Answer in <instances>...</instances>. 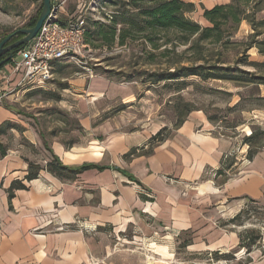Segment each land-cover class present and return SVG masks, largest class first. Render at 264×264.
Listing matches in <instances>:
<instances>
[{
    "label": "crops",
    "instance_id": "0c3cea01",
    "mask_svg": "<svg viewBox=\"0 0 264 264\" xmlns=\"http://www.w3.org/2000/svg\"><path fill=\"white\" fill-rule=\"evenodd\" d=\"M81 2L68 0L60 20L66 22L71 4ZM15 57L20 61L19 53ZM22 71H14L12 61L0 68V88L16 90ZM71 88L69 107L80 112L83 137L69 147L48 141L52 152L69 167L106 168L84 170L73 180L57 176L47 168L52 153L27 126L18 147L0 145V264H203V252L234 245L237 235L219 223L251 200L264 206V148L248 159V144L220 133L206 113L194 111L180 126L168 127V138L150 154L127 159L164 126L133 128L114 116L94 127L96 103L126 105L136 92L105 77L88 83L80 77ZM84 94L92 100L81 99ZM14 112L0 107V125L14 122ZM228 159H235L231 168ZM29 162L42 167L32 180L26 179ZM14 182L26 187L15 189L10 200ZM184 239L191 241L187 249L194 261L180 258Z\"/></svg>",
    "mask_w": 264,
    "mask_h": 264
},
{
    "label": "rangeland",
    "instance_id": "374dc122",
    "mask_svg": "<svg viewBox=\"0 0 264 264\" xmlns=\"http://www.w3.org/2000/svg\"><path fill=\"white\" fill-rule=\"evenodd\" d=\"M185 1L194 4L193 10L189 11L187 16L206 26L209 23L203 17L204 10L217 4L228 3L230 0ZM42 2L43 0H0V35L3 32H12L23 28L36 14ZM115 8L113 5H106L104 0H82L79 7L72 3L70 10L72 14L83 10V14L87 18L92 17L105 21L107 20L105 13H111ZM260 8L261 10L255 15V23L252 24L244 20L234 37L238 43L232 44L225 51V56L231 58L232 65L242 48L249 44H253L254 47L248 49L243 56L241 54L239 56L247 58L249 62L264 60V56L259 53L256 45L257 42H264V25L258 24L259 21L264 20V0ZM162 35L163 39L159 41L161 46L158 49L142 40L129 42L124 46L116 44L111 48H96L89 45L86 57L83 58L84 61L74 63L66 60L57 65L54 78L46 88L26 90V87L22 89L16 87V90H13L14 87L11 85L9 87L2 85L0 94H6V96L0 103V107H12L16 117L14 122L3 126L5 133L0 132V139L4 143L0 142V145H5V148L18 147L19 141L25 142L26 139L22 134L26 130L25 126L31 127L39 134L43 133L49 142L54 139L65 142L81 141L83 132L80 125V112L77 107H69L74 98L71 92L75 93L71 88V82L80 77L86 79L87 83L96 77L108 78L104 73L106 71L113 75L110 78L112 82L132 87L136 92L135 99L126 105L120 102L110 103L104 99L96 103L97 115L91 119L94 127L102 126L108 117L114 116L117 117V121L119 120L122 124L130 123L133 128L141 125L150 128L154 124L174 127L182 114L192 108L194 109L192 112L202 111L215 114L217 119L213 123L220 127L219 132L237 136L241 141L245 136H249L254 128H264V100L249 99V94L253 89L245 90L234 81L202 80L200 77H192L188 79L190 82L188 87L181 91L173 90L170 85L142 83L138 74L141 70H172L175 66L195 65V62L190 60L194 57L193 53L187 51L190 45L180 44V35L177 32L171 30L162 33ZM168 40L170 41L168 42ZM151 53L156 55L155 60L148 59V55ZM196 63L199 64V62ZM240 67L256 71V68L249 64L241 63ZM262 71L264 73V70ZM130 76L137 80L139 77V80L127 81ZM75 87L77 88V86ZM261 92L259 89L256 93L260 94ZM242 93L247 98L244 99L242 107L249 111H241V106L237 109H229L240 100ZM92 97V95L84 94L81 99L90 101ZM106 107H110V109L105 111ZM237 121H244V123L233 127ZM155 146V144L152 145L153 148ZM147 149L150 150L151 146H147ZM232 173L234 170L231 171ZM226 220L228 221V219ZM226 220H222L219 225L227 230L231 229L237 235V240L232 247L220 252L234 251L236 258L217 260L214 254H211L216 251L214 250L199 255L200 263L264 264V206L253 208L248 215H244L241 221L225 224ZM248 229H254L260 235L249 253L246 247L239 246V235ZM189 236L191 234L187 235L188 238ZM179 254L182 260H195L194 255L185 246L180 248Z\"/></svg>",
    "mask_w": 264,
    "mask_h": 264
},
{
    "label": "trees",
    "instance_id": "16d2710c",
    "mask_svg": "<svg viewBox=\"0 0 264 264\" xmlns=\"http://www.w3.org/2000/svg\"><path fill=\"white\" fill-rule=\"evenodd\" d=\"M263 0H230L228 3L217 4L212 8L205 9L203 17L208 21V25L203 26L199 22L190 19L187 16L189 11H192L194 4L185 0H104L106 5H113L116 8L111 13H105L107 20H97L92 17L87 18L86 27V43L96 48L108 47L118 44L124 46L129 42L142 40L149 42L153 48H160V40L163 39L162 33L174 30L180 36V44H189L187 51H191L194 55L190 60L195 62V65L189 66H175L171 69L161 71L141 70L138 72L142 83H151L152 85L164 86L170 85L175 91H181L188 87L189 80L192 77H200L202 80H218V81H234L239 86L244 87L245 90L253 89L249 94V99L264 100L256 93L261 85H264V60L248 61L247 58H242L248 49L254 47L249 44L242 48L235 63L231 64V58L225 56L232 44L238 43L234 40L235 34L238 31L241 23L246 20L249 23H255V15L261 10L260 5ZM43 7L41 3L36 14L29 20L24 27H32ZM258 24L264 25V20L259 21ZM18 30V29H16ZM15 30V31H16ZM12 32H3L0 35V42ZM23 36L20 32L13 36L8 44H11ZM170 40H168L169 42ZM264 42H257L259 53L264 56ZM25 46L15 48L8 52L3 58H7L11 53L15 57L19 51ZM241 54V56H239ZM156 55L151 53L148 55L149 60H155ZM13 58L7 60L4 64L11 62ZM196 62H199L196 63ZM202 62V63H200ZM249 64L256 68V71L246 70L240 67V64ZM237 64V66H236ZM3 65V66H4ZM176 65V64H174ZM2 66V67H3ZM0 67V68H2ZM108 78H111L109 71L104 72ZM138 77V80H139ZM137 78L130 76L127 81H138ZM38 89V88H37ZM231 94V93H229ZM245 95L240 94V100L229 109H237L240 106L241 111L247 110L242 107ZM194 109L189 108L182 114L180 119L176 122L175 127L180 126ZM208 119L214 122L217 118L215 114L206 113ZM11 121H4L0 125V132L4 125H9ZM244 121L236 122L233 127L243 124ZM171 130L164 126L156 134L152 135L148 144L141 147L132 148L125 157L131 159L140 155L150 154L153 151L152 145H158L165 141ZM44 146L52 153L53 159L48 163V170L57 176L64 179H76L78 174L90 168L104 169L106 166H100L94 163H85L78 167H69L64 165L60 159L54 155L49 145L48 140L43 133H40ZM244 143L249 145L247 158L252 159L254 156L264 148V129L254 128L252 134L245 136ZM67 147L75 143V141L64 142ZM151 146V149H147ZM235 159H228L226 161V168H231ZM41 166L34 162H29L27 180H32L38 177ZM26 186L21 182H14L9 191V198L14 196V190L25 188ZM256 201L251 200L250 203L236 214L233 218L226 221L225 224L235 223L241 221L244 215H248L253 208L260 207ZM260 237L259 233L254 229L245 230L239 235V246L247 248V252H251L252 245L256 243ZM190 239L182 240L181 247H187ZM209 254V253H208ZM217 260L221 258H236L235 252L221 253L214 251L213 253Z\"/></svg>",
    "mask_w": 264,
    "mask_h": 264
},
{
    "label": "built area",
    "instance_id": "2783aa9c",
    "mask_svg": "<svg viewBox=\"0 0 264 264\" xmlns=\"http://www.w3.org/2000/svg\"><path fill=\"white\" fill-rule=\"evenodd\" d=\"M67 1L51 0V16L44 21L33 40L19 51L20 61L13 58L14 71L23 69L17 87H26V90L46 88L54 78L57 63L66 60L74 63L84 61L89 48L85 38L87 17L80 10L70 15L66 22H62L59 14ZM85 69L89 70L87 67ZM5 96L6 94H0V103Z\"/></svg>",
    "mask_w": 264,
    "mask_h": 264
},
{
    "label": "water",
    "instance_id": "95a60500",
    "mask_svg": "<svg viewBox=\"0 0 264 264\" xmlns=\"http://www.w3.org/2000/svg\"><path fill=\"white\" fill-rule=\"evenodd\" d=\"M51 10H52L51 0H43V7L41 13L36 23L32 27L20 28L14 31L13 33L9 34L8 36H6L0 42V67H2L7 62L8 59L14 58L12 53L7 58H3L8 52H11L15 48H18L22 45L26 46L33 40V38L37 35L44 21L51 16L52 14ZM17 32H20L21 34H23V36L17 41L8 44L13 38V36L17 35Z\"/></svg>",
    "mask_w": 264,
    "mask_h": 264
}]
</instances>
